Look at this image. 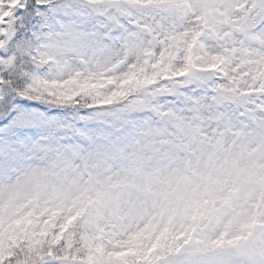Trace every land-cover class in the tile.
<instances>
[{"label":"snow or ice","instance_id":"snow-or-ice-1","mask_svg":"<svg viewBox=\"0 0 264 264\" xmlns=\"http://www.w3.org/2000/svg\"><path fill=\"white\" fill-rule=\"evenodd\" d=\"M0 264H264V0H0Z\"/></svg>","mask_w":264,"mask_h":264}]
</instances>
